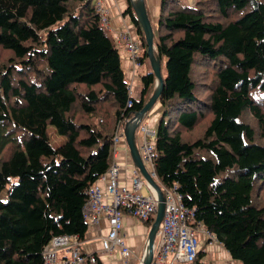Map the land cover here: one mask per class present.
I'll use <instances>...</instances> for the list:
<instances>
[{"label": "trees", "instance_id": "16d2710c", "mask_svg": "<svg viewBox=\"0 0 264 264\" xmlns=\"http://www.w3.org/2000/svg\"><path fill=\"white\" fill-rule=\"evenodd\" d=\"M126 4L141 64L143 33ZM155 29L156 179L231 260L264 264V0H160ZM139 84L132 99L92 0H0V264H42L52 237L84 239L87 192L153 75Z\"/></svg>", "mask_w": 264, "mask_h": 264}, {"label": "built area", "instance_id": "2783aa9c", "mask_svg": "<svg viewBox=\"0 0 264 264\" xmlns=\"http://www.w3.org/2000/svg\"><path fill=\"white\" fill-rule=\"evenodd\" d=\"M95 10L99 14L101 27L106 29L108 27L105 18L106 10L99 4L95 5ZM121 42L130 62L134 66L140 65L137 62L140 53L139 43L129 40L126 35L121 36ZM129 96L132 98L130 90ZM127 105H130L129 101ZM136 132H140L141 136L138 146L141 163L150 179L160 189L164 199L163 215L154 235L149 264H194L197 253L194 229H198L209 242L213 240L200 223L191 226L193 209L183 206L175 186L164 188L157 182L153 170L154 131L140 122ZM119 141L123 142L122 128H117L113 137L115 146ZM118 176L119 168L113 162L89 188L82 208V216L86 225L94 224L100 215L105 217L107 232L100 239L101 252L107 256L118 252L120 258L126 261L131 259V252L124 246L123 236L119 233L121 229L120 211L129 212L137 221L151 222L156 211L157 198L134 167L130 171L127 185L119 186ZM41 257L42 264H95L97 259L95 255L80 252L79 241L74 235L52 237L43 246ZM140 259L141 257L138 259V264H140Z\"/></svg>", "mask_w": 264, "mask_h": 264}, {"label": "crops", "instance_id": "0c3cea01", "mask_svg": "<svg viewBox=\"0 0 264 264\" xmlns=\"http://www.w3.org/2000/svg\"><path fill=\"white\" fill-rule=\"evenodd\" d=\"M132 1L134 0H130V3H132ZM92 2L95 5L99 4L106 10L105 18L108 22V27L105 30L113 38L119 52L120 67L123 71L124 78L128 83L132 98L137 100L139 98L140 91V86H138L140 75L136 70L133 71L131 62L127 58V53L124 51V45L121 42L122 35H126L131 41L138 42V38L135 34V30L129 16L124 15L123 13L127 5L126 0H92ZM143 2L146 14L150 21V26H152V24L155 25L157 22L160 0H143ZM188 2H190V4L192 3L191 1ZM153 52L156 56L155 46H153ZM141 65L142 63L138 65V68ZM150 71V67L148 66L147 69L144 70L143 74ZM159 112L160 108H157L154 104L150 111L143 117V119L146 117L148 121L143 122L142 119L141 123L155 131ZM135 143L138 147L140 142L137 144L135 141ZM113 162L119 168V176L117 180L118 185H127L133 165L130 161L126 145L122 141H119L115 146ZM120 223L121 229L119 233L123 236L124 246L131 252V259L126 261L121 259L118 252L114 253L112 256H107L101 252L100 239L104 237L107 232V221L103 215L98 216L94 224L87 225V231L84 239L79 242L80 252L86 255H95L100 264H138V259L144 252L146 234L151 222L137 221L129 212L121 210ZM195 234H197L196 251L201 254L199 259L200 263L240 264L237 261L231 260L220 244L214 241L209 242L208 239L196 228L194 229V236ZM199 246L203 248L202 251L197 249Z\"/></svg>", "mask_w": 264, "mask_h": 264}, {"label": "water", "instance_id": "95a60500", "mask_svg": "<svg viewBox=\"0 0 264 264\" xmlns=\"http://www.w3.org/2000/svg\"><path fill=\"white\" fill-rule=\"evenodd\" d=\"M131 8L136 21L143 33V39L145 43V55L150 67V73L154 77V89L152 94L149 96L148 100L142 106L141 110L133 115V117L128 120L123 128V142L126 145L130 161L135 169L139 172L141 178L151 187L157 198V206L154 217L150 223L146 234L144 253L141 256L140 264H149L151 261L152 254V243L154 239L155 232L158 228L160 220L163 215V196L158 188V186L150 179L146 173L138 154V147L135 143V132L137 125L142 121L144 115L150 111L152 106L156 103L158 95L162 88V77L160 74V65L158 57L154 55L153 52V34L150 26V21L146 14L145 6L143 0L132 1Z\"/></svg>", "mask_w": 264, "mask_h": 264}, {"label": "rangeland", "instance_id": "374dc122", "mask_svg": "<svg viewBox=\"0 0 264 264\" xmlns=\"http://www.w3.org/2000/svg\"><path fill=\"white\" fill-rule=\"evenodd\" d=\"M188 1H191L192 3L190 4V2H188ZM182 2H183L184 4H189V6H192L194 0H182ZM230 20H231V18H230ZM152 27H153V32H154V34H155V32H156L155 25L152 24ZM109 36H110L111 39H113V38L111 37L110 34H109ZM128 60H129V59H128ZM129 61H130V60H129ZM131 65H132V69H133V71L136 70L137 73H139L140 76L144 75V74H143L144 70L147 69V67L149 66L147 59L143 61L142 65H141L139 68H138V66H134L132 63H131ZM136 71H135V72H136ZM160 74H161L162 76H163V74H164V60H163V59H162L161 62H160ZM138 86H140V84H138ZM155 106H156L157 108H160V105H159L158 103H155ZM159 113H160V112H159ZM146 121H148V119H146V117H145V118L143 119V122H146ZM46 131H47V136H48L49 143H50V145H51L52 147H54V148H55V147H58V146H60V145L63 143V137L58 136V135L56 134V132L54 131V129H53L51 126H47ZM140 139H141L140 132H136V133H135V141L137 142V144L140 142ZM11 182H12V183L15 182V178H12V179H11ZM0 199H4V194H3V193L0 194ZM153 217H154V216H153ZM195 239H197V234H195ZM196 241H197V240H196ZM197 249H198L199 251H202V250H203V248H201V246H199ZM200 255H201V254H200Z\"/></svg>", "mask_w": 264, "mask_h": 264}]
</instances>
